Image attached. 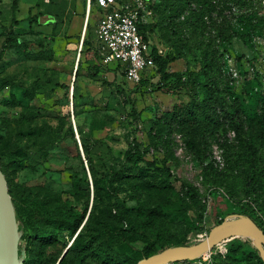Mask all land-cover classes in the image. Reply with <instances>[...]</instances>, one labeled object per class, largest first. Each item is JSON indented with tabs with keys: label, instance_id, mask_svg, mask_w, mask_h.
Here are the masks:
<instances>
[{
	"label": "rangeland",
	"instance_id": "374dc122",
	"mask_svg": "<svg viewBox=\"0 0 264 264\" xmlns=\"http://www.w3.org/2000/svg\"><path fill=\"white\" fill-rule=\"evenodd\" d=\"M150 1L158 5L160 0ZM198 1H187L189 8L183 11L174 35L165 28L163 14L152 9L155 27L148 31L147 41L159 55L170 52L178 56L169 72L178 73L181 82L171 79L163 86L159 75L151 73L137 91L134 84L122 79L119 67L102 66L93 50L81 45L87 35L93 45L98 44L100 14L94 0L88 19V0H20L15 24L11 22L12 0H0V77L9 83L0 89V167L18 209L29 208L36 200L48 203L55 195L54 206L72 218L83 212L87 218L93 202L91 175L83 155L77 157L76 144L60 140L57 133L59 119L67 118L80 126L97 178L126 167L124 153L134 137L141 144L148 190L140 195L134 192L141 182L136 175L118 185L122 205L130 209L123 227L134 235L156 244L184 238L201 240L213 224L241 216L244 203H249L264 223V193L260 189L264 184V3L256 0L255 9L241 6L233 13L232 5L221 0L216 11L222 12L223 27L215 20L205 23L203 35L214 40L215 54L213 66L206 72L219 97L240 108L244 135L238 140L221 113L218 124L203 128L204 140L199 139L194 151L189 128L202 118L195 121L193 114H212L213 106L208 100L209 76H195L205 72L197 50L202 32L185 24ZM177 3L180 10L185 1ZM35 18L40 24L32 22ZM26 88L31 92L25 94ZM132 105L140 114L137 125ZM5 146L25 151L20 158L24 168L15 165L18 158L2 152ZM163 166L170 171V177H164L170 185L164 184ZM251 179L256 182L246 193ZM180 181L195 188L194 200ZM104 203L111 206L113 200ZM32 231L23 232L20 246L36 238ZM76 234L56 232L39 248L42 260L34 257L33 250L26 260L57 264ZM233 242L234 249L229 252L228 245ZM254 248L247 240L233 238L181 264H261ZM75 251L71 249L70 257ZM82 264L102 263L88 257Z\"/></svg>",
	"mask_w": 264,
	"mask_h": 264
},
{
	"label": "trees",
	"instance_id": "16d2710c",
	"mask_svg": "<svg viewBox=\"0 0 264 264\" xmlns=\"http://www.w3.org/2000/svg\"><path fill=\"white\" fill-rule=\"evenodd\" d=\"M20 0H12L11 10H12V19L11 22L13 24L17 23L18 20L15 18V13L18 9V3ZM185 3L181 4L179 10V3L177 0H160L158 5H152L150 1V7L157 14H163V20L166 21V29L169 31L170 34H175V31L178 29V24L180 23L181 19L184 18L183 11L189 8V3L191 0H184ZM187 1L189 3H187ZM221 0H199V4L195 11H192V17L185 21V24L189 23L188 27L198 29V32H202L201 37L202 41L200 46L198 45L197 50L200 52L201 59L203 61V68L205 72H201L196 74L195 76L201 75H208L206 71H208V67L213 66V58L215 57L214 50H213V39L211 37H204L203 32L206 28V20L205 18L208 17L209 21L215 20L216 22H220L219 27H223L224 22L222 12H217V5ZM227 4L230 6L234 5L240 8L241 6H246L250 9H255L258 7L256 5V0H226ZM182 2V1H181ZM92 0L90 1L91 6ZM96 5V3H95ZM97 7V6H96ZM260 7V6H259ZM97 11L101 14V10L97 7ZM215 12V13H213ZM187 13V12H186ZM213 14H215L213 17ZM189 16V15H188ZM187 16V17H188ZM217 16V17H216ZM213 18V19H212ZM35 24H40L38 18L32 20ZM208 23V22H207ZM214 23V22H213ZM89 22L86 24V29L89 31ZM155 25L150 23L144 27H142V33L144 35V39L147 41V33L148 31H152ZM82 45L85 46L87 49L93 50L94 55L99 60L102 66H107L101 62L100 55L98 53L97 45H93L90 41L89 36L85 37L82 41ZM152 56L154 59V71L149 72L148 74L154 73L159 75V82L163 86L167 81L173 79L175 83L180 84L181 76L178 73H170L169 66L171 63L175 62L178 56L173 55L172 53L168 52L164 56L159 55L155 48L151 47ZM121 70V77L124 78V68L122 65L115 64ZM80 64L77 63L76 71L79 70ZM211 68L209 69V71ZM148 74H144L142 79L139 83L134 84L135 90H139L140 87L146 85L147 80L146 77ZM77 74L75 73V76ZM207 81L209 83L208 88L211 89V93L209 94L210 102L212 103L211 113L207 114L200 112H196L193 114L195 118L194 120L197 121L199 117L202 118L200 120L203 122V126L201 122H195L194 126L189 128V134L192 142V149L195 151V147H199L200 141L204 140L205 131L204 129L210 125V123L218 124V118H220V114H224L225 118L227 119V124L229 125L230 129L234 131L236 138L241 140L242 136L244 135L243 131V122L241 120L240 114L241 110L237 107L234 103H227L225 99L219 97L216 89L215 84L213 82L212 77L208 75ZM9 84L5 79L0 77V89L3 88L4 85ZM25 94L31 92L30 89H24ZM75 99V95L73 97ZM262 110L264 113V98L262 102ZM131 113L133 116L134 124L137 125L139 121L140 114L136 111L135 106H131ZM74 116L77 115V112L74 111ZM200 118V119H201ZM164 124L163 121H161ZM216 122V123H214ZM66 124V127H65ZM221 124V123H220ZM76 131L73 127V121L68 120L67 118H61L58 122V130L57 133L59 135L60 140L70 139L72 140L77 146V157L80 158V153L85 160V167L89 171L91 175V184H92V196L93 202L91 208L89 210L87 218L84 219V212L79 216L72 218L70 214H67L65 210L58 208L52 204L54 202L55 195L50 196V200L47 203L44 199L43 200H36L34 203L30 205L29 208L26 209H18L16 206V201L13 197V193L9 189L8 186V179L5 176L4 170L0 167V170L4 174L7 180V186L9 190V194L11 196L13 205L15 207L16 217L19 218L23 224V232L29 228H33V234L35 235V239L27 246H25L26 255L30 254L31 251L34 257L42 260V256L39 253V248L47 245L51 239L56 236V232H63L67 231L70 235L76 234L72 244L69 246L67 253L65 256L57 263V264H82L84 260L88 257L92 259L99 260L102 264H138L144 258H148L152 255L162 252L166 248L172 246H180L186 245L191 246L195 245L200 242V239H190L184 238L180 239L175 242H168L166 244H156L155 241H150L144 237H138L131 233L129 230L123 227V222L129 221L128 214L130 209L124 207L122 205L121 199L118 194V185L121 183L122 180L126 179V177L131 176H138L141 179L140 184L136 185L134 188V192L138 195L142 193L144 190H148L149 181L146 180V175L144 174V169L141 164L144 162V151L141 148V144L136 140L134 137L132 141L128 143V147L124 153V160L126 167H124L120 171H116L109 175H102L100 177H95L94 173V166L92 159L89 155V148L84 140L82 130L79 125L75 126ZM204 128V129H203ZM135 130L137 128L135 127ZM76 133L78 135V140L76 139ZM200 139V141H199ZM81 147V150H80ZM2 152L10 153L14 157L18 158L15 161V165L17 168H24L23 161L20 158H24L26 155L25 151L19 147H11L5 146L2 148ZM84 167V165H82ZM84 167V168H85ZM162 178L170 177V171L167 167L163 166L161 169ZM147 174V172H145ZM164 184L170 185L168 179H163ZM256 181L252 179L246 184L245 190L246 193L248 191L249 186L254 184ZM182 189L186 191L187 196L194 200L197 196L195 188L184 181L179 182ZM260 189L264 193V184L260 185ZM214 192H212V195ZM89 198V194L88 197ZM113 203L111 206H108L104 203V201H111ZM87 209V204L86 207ZM85 211V210H84ZM241 216L247 217L251 219L263 232H264V223L262 222L261 218L258 217L254 213V209L249 203H244L242 205V212ZM221 222H217L213 224L209 229L208 232L216 225L220 224ZM79 229V230H78ZM239 239H244L242 237H238ZM246 240V239H244ZM44 242V244H40ZM228 251H232L235 246V242L228 245ZM237 247V246H236ZM71 249H76V255L70 257ZM254 251L258 254L256 248ZM40 252H42L40 250ZM261 264H264L262 258L259 259ZM189 262V261H184ZM182 262H173L169 264H181ZM24 264H37L35 260H26Z\"/></svg>",
	"mask_w": 264,
	"mask_h": 264
},
{
	"label": "built area",
	"instance_id": "2783aa9c",
	"mask_svg": "<svg viewBox=\"0 0 264 264\" xmlns=\"http://www.w3.org/2000/svg\"><path fill=\"white\" fill-rule=\"evenodd\" d=\"M94 1L101 10L97 23L101 62L105 65L119 63L124 68L125 79L132 84L139 83L155 66L151 46L142 33V27L149 24L152 15L150 0ZM89 4L90 0L88 12ZM230 11L236 13L239 9L233 5ZM205 20L209 22L208 17Z\"/></svg>",
	"mask_w": 264,
	"mask_h": 264
},
{
	"label": "water",
	"instance_id": "95a60500",
	"mask_svg": "<svg viewBox=\"0 0 264 264\" xmlns=\"http://www.w3.org/2000/svg\"><path fill=\"white\" fill-rule=\"evenodd\" d=\"M73 127L76 131L74 121ZM76 139L79 142L77 133ZM22 235L23 224L16 217L7 180L0 170V264H24L26 252L25 246H20ZM238 237H242L251 243L257 249L264 262V232L251 219L244 216H235L214 226L195 245L172 246L160 253L142 259L138 264H169L173 262L193 261L202 257V255L209 252L217 244ZM68 248L64 251L60 260L65 256Z\"/></svg>",
	"mask_w": 264,
	"mask_h": 264
},
{
	"label": "crops",
	"instance_id": "0c3cea01",
	"mask_svg": "<svg viewBox=\"0 0 264 264\" xmlns=\"http://www.w3.org/2000/svg\"><path fill=\"white\" fill-rule=\"evenodd\" d=\"M88 14H89V12H88ZM88 14H87V19H88V16H89ZM149 21H150V22H149V24H150V23L152 22V18H150ZM86 24H87V23H86Z\"/></svg>",
	"mask_w": 264,
	"mask_h": 264
}]
</instances>
